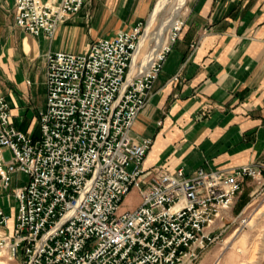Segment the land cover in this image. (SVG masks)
<instances>
[{"label": "built area", "instance_id": "2783aa9c", "mask_svg": "<svg viewBox=\"0 0 264 264\" xmlns=\"http://www.w3.org/2000/svg\"><path fill=\"white\" fill-rule=\"evenodd\" d=\"M90 0H14L15 25L51 39L57 27ZM182 23L173 28L171 43ZM142 22L93 41L82 53L46 55L45 108L39 135L19 131L0 96V251L22 264H199L213 230L248 179L263 166L192 174L144 169L149 138L134 141L132 126L144 108L169 46L148 72L129 77ZM9 153L5 159L4 152ZM131 167V170L129 168ZM136 190L140 203L120 212ZM13 218L11 230L9 224Z\"/></svg>", "mask_w": 264, "mask_h": 264}, {"label": "crops", "instance_id": "0c3cea01", "mask_svg": "<svg viewBox=\"0 0 264 264\" xmlns=\"http://www.w3.org/2000/svg\"><path fill=\"white\" fill-rule=\"evenodd\" d=\"M154 2L93 0L49 39L18 28L14 0H0V96L13 125L39 135L48 53H82L93 41L144 22ZM179 20L178 37L131 129L134 141L152 140L143 168L192 174L199 168L264 167V0H186ZM19 175L12 178L10 196L0 197L7 214L13 190L22 184ZM246 189L249 196L259 190L248 179L233 211L241 213L248 204ZM12 224L13 218L9 230Z\"/></svg>", "mask_w": 264, "mask_h": 264}, {"label": "rangeland", "instance_id": "374dc122", "mask_svg": "<svg viewBox=\"0 0 264 264\" xmlns=\"http://www.w3.org/2000/svg\"><path fill=\"white\" fill-rule=\"evenodd\" d=\"M91 2L93 0H90L88 4H91ZM157 2L158 0H155L148 17L142 22L143 32L140 41L144 36L146 43L142 57L136 61L138 71L146 62L147 55L158 47L156 38L161 22L169 16L174 6V2L168 6L148 31L146 30L147 23ZM89 10L88 8V12L85 14V25L87 24L88 26H90L92 20V15ZM178 23L179 17L176 19L172 28L163 31L162 40L165 42L163 49L170 45L173 28ZM160 52L157 53L156 58ZM4 157L5 159H9V153L7 151L4 152ZM129 170H131V167ZM19 177L21 182H25L26 178L24 175L20 174ZM263 179L264 177L261 176L260 180H252L253 187L259 189L253 195L249 196L248 193H250V190H245V201L248 204L241 213L238 210L233 211L232 206L224 219L216 223L213 230L214 240L203 251L199 264H264V185H261L264 181ZM139 203L140 196L138 191L131 190L121 203L120 212L131 211ZM0 264H22V259H10L5 252L0 251Z\"/></svg>", "mask_w": 264, "mask_h": 264}, {"label": "bare ground", "instance_id": "6f19581e", "mask_svg": "<svg viewBox=\"0 0 264 264\" xmlns=\"http://www.w3.org/2000/svg\"><path fill=\"white\" fill-rule=\"evenodd\" d=\"M185 1L186 0H158V2H157L156 6H155V8L151 14V17L147 23L146 30H148V31L151 29V27L154 25L157 18L162 15V12L168 6H170L173 2H174V6H173L169 16L163 22H161L160 28H159L158 33H157V38H156L157 39L156 41L158 42V47L147 56L146 62L142 65V67L140 68V71L134 72L137 69L136 61L142 57L143 49H144L145 43H146L145 37L143 36V38L139 42L138 47L135 51L132 63H131L129 77H132L136 74L148 72V70L150 69L153 62L159 57L158 56L155 59L157 53L160 52L165 45V42L162 40L163 31L165 29H170L174 26V23H175L176 19L179 17V14L181 12V9H182Z\"/></svg>", "mask_w": 264, "mask_h": 264}]
</instances>
